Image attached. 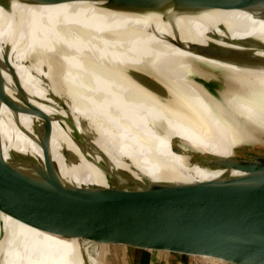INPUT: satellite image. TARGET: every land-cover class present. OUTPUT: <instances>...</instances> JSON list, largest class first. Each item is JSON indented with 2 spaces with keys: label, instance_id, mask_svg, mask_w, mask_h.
<instances>
[{
  "label": "water",
  "instance_id": "95a60500",
  "mask_svg": "<svg viewBox=\"0 0 264 264\" xmlns=\"http://www.w3.org/2000/svg\"><path fill=\"white\" fill-rule=\"evenodd\" d=\"M11 1L0 0L7 14L12 13ZM78 1L137 18L173 14L199 19L207 11L232 9L264 19V0H21L30 4ZM14 20L18 27L20 20L17 16ZM224 25L218 26L232 50L197 51L226 61L238 81L264 76V55L243 51L244 47L264 49L263 45L236 39ZM3 47L0 110L5 105L18 119L31 118V131L26 130L41 156L15 148L5 155L0 131L1 213L61 240L79 242L80 264H110L106 262L117 258L114 251L119 248L126 264H264V156L233 161L173 142L171 151L185 157V164L218 175L196 182L156 181L119 156L91 121L75 113L76 103L62 83L55 60L46 59L47 65L43 58L41 65L32 56L26 61L41 82V98L25 88L12 65L13 42ZM140 85L167 96L152 83ZM56 123L70 141L59 139ZM114 159H122L129 168L117 166ZM89 172H99L102 181L78 182V176ZM86 245L92 248L85 249Z\"/></svg>",
  "mask_w": 264,
  "mask_h": 264
},
{
  "label": "bare ground",
  "instance_id": "6f19581e",
  "mask_svg": "<svg viewBox=\"0 0 264 264\" xmlns=\"http://www.w3.org/2000/svg\"><path fill=\"white\" fill-rule=\"evenodd\" d=\"M12 1L11 14L0 7V54L4 44L13 42L11 63L25 88L43 97L41 82L26 65L29 57H36L41 65L43 58L47 65L46 59L55 60L76 103L75 113L91 121L114 147L140 155L151 177L158 170L150 160L169 167L189 166L185 157L171 151L173 142L233 161L264 156V76L238 81L226 61L197 51L233 49L219 24H225L236 39L264 47V19L259 15L219 9L199 19L173 14L137 18L103 12L82 1ZM243 51L264 55L263 48ZM38 74L48 77L42 71ZM141 81L154 84L167 96L145 89ZM30 119H18L5 105L1 107L5 155L15 148L41 156L27 132ZM54 129L56 135L65 134L57 123ZM104 131H118L119 136ZM134 131L142 138H131ZM77 246L76 241L45 234L0 212V264H80Z\"/></svg>",
  "mask_w": 264,
  "mask_h": 264
},
{
  "label": "rangeland",
  "instance_id": "374dc122",
  "mask_svg": "<svg viewBox=\"0 0 264 264\" xmlns=\"http://www.w3.org/2000/svg\"><path fill=\"white\" fill-rule=\"evenodd\" d=\"M104 133H107L109 135L112 136H119L118 131H104ZM57 136L59 137V139L63 140V141H70L68 140V137H66L65 134H57ZM143 134L138 132V131H134L131 132V138L136 139V138H142ZM69 144V143H66ZM72 147V145H69ZM53 147L55 149V151L58 149V144L54 141L53 142ZM114 147V146H113ZM115 150L119 153V156L123 157L124 159H129L133 165L143 174L150 176V173L148 171V169L145 167L143 161L141 160L140 155L125 150V149H121L118 147H114ZM161 148V147H159ZM164 149V148H162ZM166 149V148H165ZM55 155H58L56 153H54ZM61 161V160H60ZM114 162L117 166L120 167H125V168H129V166L125 165V163L122 161V159H114ZM151 164L157 168L158 170V175L154 174L151 178L156 180V181H160V180H165V179H172L174 182H196V181H206L211 179L212 177H215V175H212L210 173L201 171L199 169H195L192 168L190 166H184V165H171L170 167L167 165H164L160 162H156L154 160H150ZM93 171V170H90ZM162 177V178H161ZM78 182L80 183H100L101 180V176L98 172L92 173L89 172V174L87 175H83V176H78L77 177ZM77 242V241H76ZM77 247L78 250L80 249V245L79 242H77ZM92 248V246H85V249H90ZM121 248H119V250L114 251L116 253V259L112 258L110 260H108L106 263H110V264H126V261L124 260V258L122 259V255L124 254V252H122L123 250H120ZM89 252V251H88ZM80 253V252H79ZM94 259L93 255H89V260L92 261Z\"/></svg>",
  "mask_w": 264,
  "mask_h": 264
}]
</instances>
